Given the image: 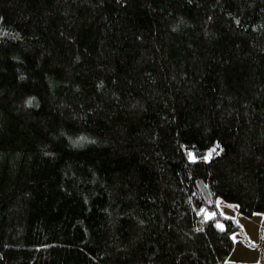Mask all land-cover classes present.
I'll use <instances>...</instances> for the list:
<instances>
[{"label": "trees", "instance_id": "obj_1", "mask_svg": "<svg viewBox=\"0 0 264 264\" xmlns=\"http://www.w3.org/2000/svg\"><path fill=\"white\" fill-rule=\"evenodd\" d=\"M220 202L264 217V0H0V264H224Z\"/></svg>", "mask_w": 264, "mask_h": 264}, {"label": "crops", "instance_id": "obj_2", "mask_svg": "<svg viewBox=\"0 0 264 264\" xmlns=\"http://www.w3.org/2000/svg\"><path fill=\"white\" fill-rule=\"evenodd\" d=\"M219 212L227 218L235 219L246 240L238 233L233 235L234 247L224 264H264V217L260 213L245 216L225 203H218Z\"/></svg>", "mask_w": 264, "mask_h": 264}, {"label": "rangeland", "instance_id": "obj_3", "mask_svg": "<svg viewBox=\"0 0 264 264\" xmlns=\"http://www.w3.org/2000/svg\"><path fill=\"white\" fill-rule=\"evenodd\" d=\"M206 215L209 216V213H207Z\"/></svg>", "mask_w": 264, "mask_h": 264}]
</instances>
